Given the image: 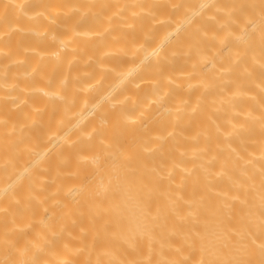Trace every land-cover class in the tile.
I'll return each instance as SVG.
<instances>
[{
	"label": "bare ground",
	"instance_id": "obj_1",
	"mask_svg": "<svg viewBox=\"0 0 264 264\" xmlns=\"http://www.w3.org/2000/svg\"><path fill=\"white\" fill-rule=\"evenodd\" d=\"M0 264H264V0H0Z\"/></svg>",
	"mask_w": 264,
	"mask_h": 264
}]
</instances>
